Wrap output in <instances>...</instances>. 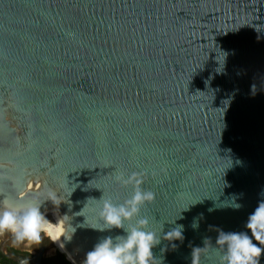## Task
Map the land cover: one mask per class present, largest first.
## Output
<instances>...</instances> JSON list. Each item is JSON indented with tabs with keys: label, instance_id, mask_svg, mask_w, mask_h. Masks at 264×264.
Masks as SVG:
<instances>
[{
	"label": "water",
	"instance_id": "water-1",
	"mask_svg": "<svg viewBox=\"0 0 264 264\" xmlns=\"http://www.w3.org/2000/svg\"><path fill=\"white\" fill-rule=\"evenodd\" d=\"M117 171L155 194L152 264H221L264 200V0H0V201L56 190L83 264L123 234L98 215Z\"/></svg>",
	"mask_w": 264,
	"mask_h": 264
},
{
	"label": "clouds",
	"instance_id": "clouds-1",
	"mask_svg": "<svg viewBox=\"0 0 264 264\" xmlns=\"http://www.w3.org/2000/svg\"><path fill=\"white\" fill-rule=\"evenodd\" d=\"M113 180L122 186L131 185L132 194L120 203H113L111 198L102 195L98 215L107 229H123V234L100 239L85 253L83 264H152V249L159 243L160 237L148 228L149 221L140 216V210L155 199V194L141 187L142 181L136 172L117 171ZM27 188H32V184L29 183ZM17 199L23 202L13 205L7 199L0 201V237L7 235L14 246L27 247L38 246L45 239L56 243L61 237L71 238L66 215L50 220L41 210L45 201L59 206L61 201L56 190L49 188L44 200L38 196L27 197L24 190L17 193ZM134 217L135 223L126 227L125 222ZM193 227L198 225L193 224ZM244 227L248 231L219 232L215 244L224 249L221 264H260L264 255V200H260L249 214ZM182 228L178 225L164 237L170 241L182 239ZM74 231L75 228L72 233Z\"/></svg>",
	"mask_w": 264,
	"mask_h": 264
},
{
	"label": "flooded vegetation",
	"instance_id": "flooded-vegetation-1",
	"mask_svg": "<svg viewBox=\"0 0 264 264\" xmlns=\"http://www.w3.org/2000/svg\"><path fill=\"white\" fill-rule=\"evenodd\" d=\"M58 248L50 241L33 247L14 246L6 235L0 237V264H66Z\"/></svg>",
	"mask_w": 264,
	"mask_h": 264
},
{
	"label": "bare ground",
	"instance_id": "bare-ground-1",
	"mask_svg": "<svg viewBox=\"0 0 264 264\" xmlns=\"http://www.w3.org/2000/svg\"><path fill=\"white\" fill-rule=\"evenodd\" d=\"M55 246H57V247H59V248H61V250H60V252H63L62 250H64V252L63 253H65L67 250H66V248H65V246H64V243H63V238L61 237V239H60V241H58V242H56V243H53Z\"/></svg>",
	"mask_w": 264,
	"mask_h": 264
},
{
	"label": "trees",
	"instance_id": "trees-1",
	"mask_svg": "<svg viewBox=\"0 0 264 264\" xmlns=\"http://www.w3.org/2000/svg\"><path fill=\"white\" fill-rule=\"evenodd\" d=\"M66 264H69L67 261H65Z\"/></svg>",
	"mask_w": 264,
	"mask_h": 264
}]
</instances>
